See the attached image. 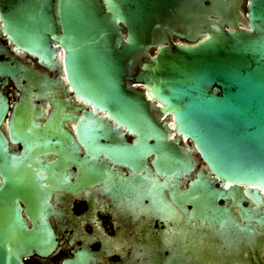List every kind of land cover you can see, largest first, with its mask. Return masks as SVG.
I'll use <instances>...</instances> for the list:
<instances>
[{
    "label": "flooded vegetation",
    "instance_id": "obj_1",
    "mask_svg": "<svg viewBox=\"0 0 264 264\" xmlns=\"http://www.w3.org/2000/svg\"><path fill=\"white\" fill-rule=\"evenodd\" d=\"M100 1L110 14L109 0ZM221 2L205 0L209 17L235 16L231 0ZM248 7L239 0V12ZM125 12L136 18L137 0H126ZM130 25L119 17L114 37L126 42ZM179 27L167 30L186 43ZM63 34L58 22L43 43L52 54L34 52L0 14V62L9 66L0 75L9 103L2 130L14 158L0 170L11 199L1 221L14 226L4 264H264V193L258 203L247 186L235 193L219 181L135 78L161 45L144 43L124 60L126 97L142 94L158 120L138 124L123 119L120 94L101 100L69 73L66 56L84 44H66ZM112 47L121 54L123 43Z\"/></svg>",
    "mask_w": 264,
    "mask_h": 264
},
{
    "label": "water",
    "instance_id": "obj_2",
    "mask_svg": "<svg viewBox=\"0 0 264 264\" xmlns=\"http://www.w3.org/2000/svg\"><path fill=\"white\" fill-rule=\"evenodd\" d=\"M108 5L111 13L105 15L100 0H0V14L15 40L47 54L52 52L43 44L46 33L59 22L66 44H84L66 56L69 73L101 100L111 101L120 94L123 119L138 124L158 120L147 112L142 94L126 97L124 60L144 43L161 45L138 67L135 78L164 104L165 114H173L178 129L196 142L219 181L231 184L235 193L247 186L262 203L264 0H249L247 15L239 12V0H231L237 13L233 17L219 13V18L209 17L214 6H207L205 0H137L136 18L126 14V0H109ZM119 17L132 23L126 42L114 37ZM178 22V33L186 43L173 42L167 30ZM119 42L121 54L112 47ZM8 67L0 62V75ZM8 107L0 89L1 171L14 160L2 130ZM10 200L0 186V264H4L6 237L14 229L1 221L2 205Z\"/></svg>",
    "mask_w": 264,
    "mask_h": 264
}]
</instances>
